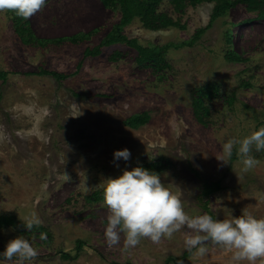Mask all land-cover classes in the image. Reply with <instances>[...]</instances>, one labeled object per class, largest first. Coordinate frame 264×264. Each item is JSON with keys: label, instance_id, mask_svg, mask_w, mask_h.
I'll return each mask as SVG.
<instances>
[{"label": "rangeland", "instance_id": "rangeland-1", "mask_svg": "<svg viewBox=\"0 0 264 264\" xmlns=\"http://www.w3.org/2000/svg\"><path fill=\"white\" fill-rule=\"evenodd\" d=\"M214 4H188L179 13L163 0L159 11L184 27L150 30L136 18L123 32L144 46L186 41L209 23ZM119 19V10L101 0H47L28 18L34 35L46 43L24 44L12 15L0 11V71L7 73L6 81L0 80V215L23 224L36 214L49 232L41 239L0 226V252L22 235L37 251L24 264H171L168 256L186 251L179 264H233L232 251L211 242L203 256L187 250L184 239L192 232L187 227L172 239L142 238L128 250H122L123 235L120 244L110 246L104 235L109 210L103 200L88 196L122 170L161 158L167 161L161 181L180 196L190 216L207 213L201 206L207 200L217 219L245 211L264 218V151L253 152L259 163L245 174L237 155L230 164L216 158L227 139L264 126V17L236 1L193 46L170 49L168 67L160 71L138 65L137 52L124 44L83 59L84 50L99 44ZM76 34L86 39H66ZM229 50L243 59L228 61ZM115 51L121 56L113 61ZM41 67L69 77L58 82L37 74ZM212 82L219 95L206 102L210 115L201 124L193 114V92ZM141 112L150 115L146 124H125ZM122 148L130 150L131 159L117 167L113 152ZM203 180H220L225 188L201 200ZM79 240L84 244L78 251ZM63 252L72 258L62 259ZM0 264L19 261L0 258Z\"/></svg>", "mask_w": 264, "mask_h": 264}, {"label": "clouds", "instance_id": "clouds-1", "mask_svg": "<svg viewBox=\"0 0 264 264\" xmlns=\"http://www.w3.org/2000/svg\"><path fill=\"white\" fill-rule=\"evenodd\" d=\"M47 0H0V11H13L28 19L40 11ZM264 151V126L242 138L230 137L216 156L222 164H230L234 154L240 158L241 174L253 170L259 163L253 152ZM127 148L114 150L113 161H130ZM70 181L71 177L65 175ZM103 204L109 210L105 238L110 246L118 245L123 235V249L136 247L142 238L158 242L161 238L172 239L174 234L187 227L192 232L184 239L187 250H196L203 256L206 242L232 251L233 264H257L264 261V218L243 212L231 219H217L204 213L190 216L186 213L180 196L174 194L161 181L159 173L141 166L122 170L121 174L108 178L102 188ZM23 222L25 230H32L42 221L36 214ZM45 236L42 234L41 239ZM37 251L22 235L10 239L0 258L16 259L19 264L36 257Z\"/></svg>", "mask_w": 264, "mask_h": 264}, {"label": "trees", "instance_id": "trees-1", "mask_svg": "<svg viewBox=\"0 0 264 264\" xmlns=\"http://www.w3.org/2000/svg\"><path fill=\"white\" fill-rule=\"evenodd\" d=\"M102 4L111 9H117L120 12V19L117 23L113 24L109 31L105 34L99 44L94 47H87L83 53V59L86 57H95L102 53V50L105 47H109L114 44H124L129 48L134 49L137 52L135 58L136 63L140 66H150L155 71L163 70L168 67L166 61L167 52L174 48H180L183 46H193L198 39L205 33V31L211 27L212 23L223 17L228 9L236 2L240 1L244 4H247L248 8L251 11H257L258 17H264V0H169L173 9L176 12L181 13L184 11L185 7L188 4L197 5L206 1H214L215 4L210 14L209 23L202 28L196 30L191 39L182 41V42H167L163 45H148L144 46L138 42L134 37L128 36L123 32V29L129 25L134 19L138 18L142 23L143 27L150 30H158L161 28H167L170 26L179 27L182 26L178 21H175L172 17L164 12L159 11V6L163 0H101ZM13 17V28L16 35L24 44H31L38 42L40 44L46 43V40L37 38L33 31L31 30L30 23L28 19H24L16 15L13 11H9ZM184 27V26H182ZM72 43H78L86 39L85 35H72L68 38ZM231 36L228 34L226 38V43L231 45ZM121 56V52L115 51L111 54L110 59L116 61ZM225 58L228 61H241L243 58L237 55L233 51H228L225 55ZM78 67L81 68V62L78 64ZM39 75H50L55 78L58 82H61L69 77L68 73L59 72V71H50L41 67V70L37 72ZM7 79V73L0 71V80L5 82ZM219 95V85L216 82L209 83L207 85L197 87L193 92L192 98V108L195 119L204 124L206 119L210 115L208 106L206 105L207 101H211ZM231 99V98H230ZM232 101V100H231ZM150 119L148 112H141L131 117L127 118L125 124L131 128H138L146 124ZM167 161L165 159H158L154 161H148L144 163L141 167L155 171L157 173L162 172L166 167ZM225 187L222 185L220 180H203L201 184V192L199 199L208 198L212 194L223 190ZM88 199L91 201H100L103 200L102 189L95 191L88 196ZM203 208L206 212L212 215L214 218L215 214L211 211L208 201L202 203ZM11 225L17 229L25 230L23 224L17 220L13 215L3 214L0 215V226ZM31 233L41 236L48 235V231L41 225L34 227L30 230ZM84 242L79 240L76 244V249L79 251ZM189 252H184L181 256L170 255L166 259V263L179 264V260L188 256ZM62 259H71L72 256L68 252H63L61 254Z\"/></svg>", "mask_w": 264, "mask_h": 264}]
</instances>
